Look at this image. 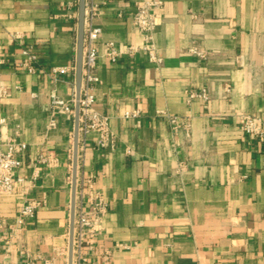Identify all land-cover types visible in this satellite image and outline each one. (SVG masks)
Here are the masks:
<instances>
[{
	"label": "crops",
	"instance_id": "1",
	"mask_svg": "<svg viewBox=\"0 0 264 264\" xmlns=\"http://www.w3.org/2000/svg\"><path fill=\"white\" fill-rule=\"evenodd\" d=\"M148 1L103 0L87 21L102 30L94 108L110 136L106 146L98 131L80 136L78 176L93 178L108 205L82 255L86 264H264V143L241 129L244 115L264 117V0H160V65L133 20ZM78 2L0 0V148L27 144L16 175L44 202L19 226L21 197L0 195V264H68L75 119L54 113L52 99L76 97ZM25 48L35 73L18 66ZM204 91L209 100L188 101Z\"/></svg>",
	"mask_w": 264,
	"mask_h": 264
},
{
	"label": "built area",
	"instance_id": "2",
	"mask_svg": "<svg viewBox=\"0 0 264 264\" xmlns=\"http://www.w3.org/2000/svg\"><path fill=\"white\" fill-rule=\"evenodd\" d=\"M103 0H87L86 7V29L84 42V58H83V80L80 98V120H79V135L88 134L91 131H98L101 134V146H106L109 136V118L99 114L94 108V85L99 81L96 76V67L99 58V53L96 48V43L101 38L102 30L92 25L87 26V21H92L98 14L100 7L99 2ZM162 5L160 0H153L138 4L136 12L133 16L135 25L143 35V49L149 53L150 60L160 65L163 60L158 56L155 44L153 42V33L157 26L156 15L154 9ZM203 56V54L198 53ZM24 56L23 61L18 64L19 67L26 69L29 73L36 72V57L31 49L25 48L22 50ZM107 56L116 62L120 54L109 46L107 48ZM8 60L0 54V67L5 65ZM74 71L76 67L73 68ZM56 72L66 73L68 68L55 69ZM227 92H230L231 87H226ZM2 93L5 94V88H2ZM201 97L209 100L207 91L203 93H189V102L193 99ZM52 106L54 113L65 114L70 118L75 119L76 113V97L71 101H65L58 96H53ZM140 112H135L133 116H138ZM158 115L166 118L172 129L177 132L182 128V122L176 116L169 114L166 111H159ZM55 121L51 120L50 126L54 127ZM184 127H189L185 124ZM241 129L251 138H255L264 143V117L244 115ZM80 140V139H79ZM27 144L11 140L7 143V149L0 148V195L10 194L18 195L22 199L20 214L18 217V225L22 226L27 220L33 219L36 212L42 208L44 202L42 200H31L29 198L28 187L24 185L25 179L16 175L17 170L22 167V156L27 151ZM42 164L48 163L46 158L41 157ZM85 188L89 190L91 209L85 210L82 204V196ZM108 210V205L104 201L100 192L94 189V180L77 178V195H76V213H75V236H74V256L73 264H86L88 259L83 257L82 250L84 248L94 249L95 238L99 234L102 225V219ZM24 254L25 252L22 251ZM109 257V254H107ZM76 259V261H75ZM19 264H35L28 260ZM41 264H56L53 259H45Z\"/></svg>",
	"mask_w": 264,
	"mask_h": 264
},
{
	"label": "water",
	"instance_id": "3",
	"mask_svg": "<svg viewBox=\"0 0 264 264\" xmlns=\"http://www.w3.org/2000/svg\"><path fill=\"white\" fill-rule=\"evenodd\" d=\"M86 7H87V0H79L77 58H76V113H75L74 159H73V176H72V201H71L68 264H73V256H74L75 213H76V195H77V178H78V157H79V144H80V140H79L80 139V135H79L80 98H81V88H82V80H83Z\"/></svg>",
	"mask_w": 264,
	"mask_h": 264
}]
</instances>
